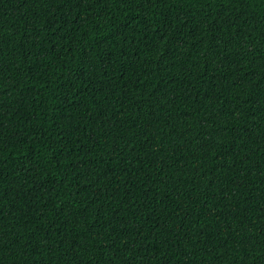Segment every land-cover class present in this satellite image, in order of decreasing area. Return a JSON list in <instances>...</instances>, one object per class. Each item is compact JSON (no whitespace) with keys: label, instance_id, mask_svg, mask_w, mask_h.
<instances>
[{"label":"trees","instance_id":"trees-1","mask_svg":"<svg viewBox=\"0 0 264 264\" xmlns=\"http://www.w3.org/2000/svg\"><path fill=\"white\" fill-rule=\"evenodd\" d=\"M0 264H264V0H0Z\"/></svg>","mask_w":264,"mask_h":264}]
</instances>
